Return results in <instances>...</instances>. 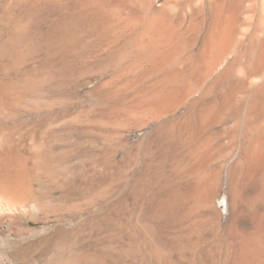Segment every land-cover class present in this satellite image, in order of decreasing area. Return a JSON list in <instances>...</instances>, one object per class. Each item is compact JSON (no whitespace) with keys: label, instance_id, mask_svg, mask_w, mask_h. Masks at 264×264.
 Instances as JSON below:
<instances>
[{"label":"rangeland","instance_id":"obj_1","mask_svg":"<svg viewBox=\"0 0 264 264\" xmlns=\"http://www.w3.org/2000/svg\"><path fill=\"white\" fill-rule=\"evenodd\" d=\"M210 3L0 0V76L26 94L0 132L32 168L40 203L28 223L1 228L0 253L14 264H264V153L249 158L245 87L202 130L196 115L185 123L218 99L199 98L192 78L194 63L207 62ZM237 10V37L248 28L262 36L264 0ZM155 26L167 33L155 30L164 42L153 50L170 52L159 67L146 45ZM166 77L195 94L153 113L140 97ZM248 77L261 81L264 64ZM200 140L207 154L195 156Z\"/></svg>","mask_w":264,"mask_h":264},{"label":"bare ground","instance_id":"obj_2","mask_svg":"<svg viewBox=\"0 0 264 264\" xmlns=\"http://www.w3.org/2000/svg\"><path fill=\"white\" fill-rule=\"evenodd\" d=\"M209 3H210V0H209ZM243 3H244V0H230L226 4L223 0H215V1L210 3V6H211L210 9L211 10H209V11H212V16H210V17H212V20H211L212 22H210V23H212V28H211V31L208 34H206V36H205L206 39H205V42L203 44V52L205 54L204 58L206 59L207 62H206L205 66H203L204 64L200 65L199 64L200 61L198 63L195 62L194 65L192 64L194 66V69H193L194 75L192 73V75H193L192 78L194 79V84L198 86V91H200V93H199L200 97L199 98H202V97L206 98V96L210 97V94L213 91H215L213 95H215V97L218 99L215 98L216 100H215L214 104L211 103L213 105H210V103H209L210 106H208V105H205L203 102L200 106L195 108L194 111H192L191 113L189 112L190 118L188 121L186 120L185 123H186V125H188L189 121H191V119L196 115L199 119L198 120L199 123L197 124L198 127L197 126L196 127L199 130H202L204 128V126L209 124V122H212V121L216 120L218 117H220V113H222L224 111V109L226 108V105L230 102L231 99L235 98L236 89H238L241 86H244L247 97L250 100V109H249L248 114H247L246 124L248 125V127H247L248 133L247 134L249 137V142L251 143V150H252L249 153L250 157H249L248 153L246 155L249 158H252L251 156L258 158L259 156H261L264 153V78L261 81H259L258 83L250 84L248 82V78H249L248 73H251L253 70L261 69L263 64H264V15H262V18H260V19H262V21L259 24V26L263 30L262 36L257 34L258 32L256 33L255 30H254V32L252 31L249 33L250 28L247 27L249 30L247 31L246 29H243L240 32L242 37L241 36L237 37V35H239L238 34L239 30L237 29V27L235 25L236 10L237 9L240 10L243 7ZM237 12H238V10H237ZM239 12H241V11H239ZM164 15H165V12H164ZM154 25H156V24H154ZM156 27L157 26H155V29H153V28H150V29H153L155 31L158 28V27L157 28ZM166 28H167V25H166ZM148 29H149V27H148ZM161 29L163 30V29H165V27L164 26H163V28L160 27L158 30L162 31ZM154 31H152L151 33L153 34ZM160 31H158L159 35H160ZM155 32H154L155 35H153V37H155L158 34L157 32L156 33ZM165 32L167 33L166 29H165L164 33ZM193 32L195 33V31H193ZM144 33H147V32H144ZM164 33L162 34V32H161V39H164L163 35L164 36L166 35ZM189 33H190V31H189ZM152 34H149V35L152 36ZM147 41H148V44H146V45H148L149 51H153L152 52V54L154 55L153 57H155V55H160L159 61L156 60L157 58H155L156 63H154V64H157L158 65L157 67H159V65H162V64L164 65L169 59L170 52L164 53V51H154L153 50L156 47L159 48L164 41L163 42L161 40L159 41L158 37L156 40L150 38V39H147ZM188 45H190V44H188ZM177 46H179V45H177ZM236 47H238V50L236 52H233L234 48H236ZM176 49H177V47H176ZM180 50H181V48H180ZM201 50H199V51L201 52ZM144 54H146V50H145ZM149 54H150V52H149ZM149 54L146 56H149ZM198 54L201 55V53H199V52H198ZM151 56L152 55H150V57ZM194 59H197V58L194 57L193 60ZM243 60L246 63L245 68H244L245 73L243 75H241V74H239L240 72L237 70V67H240V66H237V65L240 64ZM183 61H185V60H182L181 62H183ZM188 61H190V60H188ZM201 61H202V58H201ZM150 62H151V60H150ZM152 63H153V60H152ZM178 63H180V62L178 61ZM180 64H182V63H180ZM200 66L204 68L202 72H200L202 70V69L200 70V68H199ZM242 67H244V66L242 65ZM157 70H159V69H157ZM5 74H8V73H5ZM212 74H213V76L211 77L212 79L210 80V84L208 85V87L205 88L204 86H202V84ZM142 75H144V74H142ZM180 75H181V73H180ZM250 75H252V74H250ZM1 76H0V121L8 118L10 116V112L14 109V105H18V102H19L18 99L24 95V94L21 95V93L19 92L20 90L14 91L13 76L11 74L6 75L5 78L1 77ZM164 76H163V78H164ZM175 76L178 77V75H175ZM163 78H161L162 80L160 79L159 81H157V84L159 83L158 84L159 86H160V84H162V86H164L163 88L158 89V90H152V91L144 90L142 93V96H144V98L140 97V98H142V100L144 99L143 100V101H145L144 104L153 113H157V112L161 111L162 109L167 110V108L168 109L171 108L173 110L174 109L176 110L177 109L176 106L177 105L179 106L180 104H182L183 101L185 102V100H187L186 98L194 92V91H192L193 87H190L188 89H184L182 87L185 84V82H182V83H184V84H182V83H180L181 81L179 82V80L176 81L175 79H173V81H175V83L173 82V84H171L172 81L170 78H169L170 80L167 77L165 79H163ZM223 83H227V86L225 85L226 86L225 90L221 89V86L223 85ZM189 84H191V83H189ZM203 85H205V84H203ZM173 86L175 88H173ZM191 86H193V85H191ZM155 87L156 86H154V88ZM194 94H195V92H194ZM17 100H18V102H17ZM199 100L200 99H198V101ZM196 101H197V99H196ZM193 102H195V101H193ZM191 104H192V102H191ZM191 104H190V106H191ZM207 104H208V102H207ZM198 105H199V103H198ZM188 115L189 114H187V116ZM186 125H185V127H186ZM183 129H184V127H183ZM204 131H205V129H204ZM10 141H9L8 136L5 133L0 132V244L2 242H5V244H6V241H3V239H2V236H4V235H3V231L1 228L3 226L10 228L12 226L14 227V225L19 224V223H28L31 215H33L36 212L38 213V211L40 209V207H39L40 203L34 197L32 190H31V185H30V171L32 168L29 169L30 170L29 171L23 162L15 159L14 151H13L14 149L12 147L13 145H11ZM205 142H202L203 144L198 145V149L195 150L197 152L194 151L193 155H195L194 153L199 154L200 152H204V153L206 152V150L204 151V149L206 148L205 145H207V144H204ZM246 150H249V149H246ZM205 154H207V153H205ZM198 156H200V154ZM205 157H207V155ZM42 172H43V170H42ZM211 180H213V179H211ZM211 196L212 195L210 193L207 195V197L209 199L211 198ZM208 201H210V200H208ZM9 231H10V229H9ZM7 235H9V234H7ZM0 264H14V260L11 258V256L9 254L0 253Z\"/></svg>","mask_w":264,"mask_h":264}]
</instances>
